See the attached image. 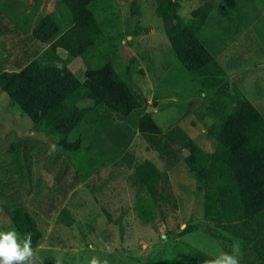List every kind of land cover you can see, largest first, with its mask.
<instances>
[{"label": "rangeland", "instance_id": "rangeland-1", "mask_svg": "<svg viewBox=\"0 0 264 264\" xmlns=\"http://www.w3.org/2000/svg\"><path fill=\"white\" fill-rule=\"evenodd\" d=\"M176 2L180 16L190 22L192 11L205 0ZM213 2L216 8L203 29V39L228 73L227 81L264 114V0ZM0 7V61L7 70H20L48 46L34 37L32 29L40 16L59 14L61 0H0ZM89 7L103 35L71 66L77 77L84 81L86 69L110 60L147 98L148 111L164 131L179 126L205 150L213 151L215 140L208 126L214 118L202 111L216 89L201 88L174 54L158 13L159 0H95ZM59 52L63 57L67 54L63 49ZM55 133L37 130L0 86V177L7 183L6 194L0 195V231L15 229L20 234L3 205L29 211L43 233L33 250V264H57V260L89 264L93 257L99 264H181L175 246L188 249L187 243L215 260H223L224 253L235 255L239 264L264 260L254 244L205 219L204 193L182 159L185 151L172 166L137 133L130 146L133 167L125 162L100 165L84 180L77 169L83 155L57 146ZM20 140L28 144L33 157L30 183L13 160V148ZM145 159L168 173L175 194L170 202L176 203L150 224L134 208L141 187L134 168ZM104 209L112 214V222ZM63 210L70 213L66 218L71 225L61 219Z\"/></svg>", "mask_w": 264, "mask_h": 264}, {"label": "trees", "instance_id": "trees-1", "mask_svg": "<svg viewBox=\"0 0 264 264\" xmlns=\"http://www.w3.org/2000/svg\"><path fill=\"white\" fill-rule=\"evenodd\" d=\"M93 1L61 0L59 14L40 16L32 34L48 46L20 70H7L0 61L2 89L37 130H55L57 146L83 155L77 169L84 180L100 165L125 162L133 167L134 155L129 149L137 133L172 166L185 151L182 159L204 193L205 219L254 244L264 255V114L227 81L228 73L203 39V29L216 8L214 0H205L194 9L190 22L178 13L177 0H159L158 9L178 60L201 88L216 89L202 111L214 118L208 126V134L215 140L213 151L205 150L179 126L164 131L148 111L147 98L110 60L86 69L84 81L77 77L70 64L103 35L89 7ZM60 49L66 51L65 57ZM13 160L23 180L30 183L33 157L25 141L14 146ZM134 175L141 182L134 208L144 223L156 221L168 206H176L170 202L175 194L168 173L152 160L137 164ZM6 191L7 183L0 177V195ZM3 207L22 237L31 234V246L36 249L43 233L35 217L22 207ZM104 212L112 222V214ZM68 215L66 210L60 213L66 225H71ZM186 246L188 249L175 246L183 258L181 264L215 260L199 247Z\"/></svg>", "mask_w": 264, "mask_h": 264}, {"label": "clouds", "instance_id": "clouds-1", "mask_svg": "<svg viewBox=\"0 0 264 264\" xmlns=\"http://www.w3.org/2000/svg\"><path fill=\"white\" fill-rule=\"evenodd\" d=\"M111 251L109 247V252ZM33 257L31 234L21 238L15 229L0 231V264H33ZM57 264H60L59 260ZM89 264H99V261L93 257ZM208 264H239V260L235 255L224 253L223 260H212Z\"/></svg>", "mask_w": 264, "mask_h": 264}, {"label": "crops", "instance_id": "crops-1", "mask_svg": "<svg viewBox=\"0 0 264 264\" xmlns=\"http://www.w3.org/2000/svg\"><path fill=\"white\" fill-rule=\"evenodd\" d=\"M77 61V59H75L71 64L70 67ZM72 69V68H71ZM130 150V149H129ZM111 166H114L113 164H111Z\"/></svg>", "mask_w": 264, "mask_h": 264}]
</instances>
